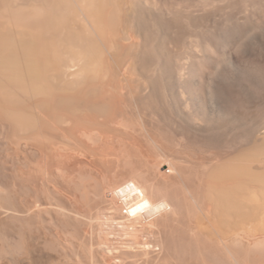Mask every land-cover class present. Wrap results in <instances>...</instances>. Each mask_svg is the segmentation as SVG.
Instances as JSON below:
<instances>
[{"label":"bare ground","instance_id":"1","mask_svg":"<svg viewBox=\"0 0 264 264\" xmlns=\"http://www.w3.org/2000/svg\"><path fill=\"white\" fill-rule=\"evenodd\" d=\"M262 43L264 0H0V264H264V116L218 89ZM163 109L249 146L200 162Z\"/></svg>","mask_w":264,"mask_h":264},{"label":"rangeland","instance_id":"2","mask_svg":"<svg viewBox=\"0 0 264 264\" xmlns=\"http://www.w3.org/2000/svg\"><path fill=\"white\" fill-rule=\"evenodd\" d=\"M146 16H149L148 14H146ZM150 17V16H149ZM169 43H166V49L167 48H169L170 46L168 45ZM263 45H264V43H262ZM262 45V46H263ZM172 46H174V45H172L171 44V48H172ZM264 47V46H263ZM262 47V48H263ZM251 49V48H250ZM250 49H248V52H246V55L247 56H245V58L246 57H248L249 56V53H251L252 51H254V50H252L251 52H250ZM169 50H170V48H169ZM254 52H256V53H258V54H256V53H254ZM253 53H251V55L249 56V58L248 59H244V57H243V55H240L241 57L240 58H242L244 61H247L248 62V64H249V62L250 61H252L253 63H257L258 64V66L260 67V69L262 70V71H264L263 69H262V66L261 65H264V50L262 49V54H259V52L258 51H254ZM242 54H244L245 55V53H242ZM252 54H254V55H252ZM27 61V60H26ZM39 61V60H38ZM255 61V62H254ZM29 62V61H28ZM28 62H26V63H28ZM31 62V61H30ZM35 61H33V62H31V63H34ZM35 63H37V61L35 62ZM34 63V64H35ZM39 63V62H38ZM256 64V65H257ZM251 65V64H250ZM253 65V64H252ZM253 66H255V65H253ZM27 67H25V69H26ZM29 68V67H28ZM27 68V69H28ZM256 68H257V66H256ZM263 68H264V66H263ZM31 69V68H30ZM35 69V68H34ZM34 69H31V70H29L30 72L33 70L34 71ZM259 68L257 69L258 71L257 72H260L261 70H260ZM39 71H40V69H38ZM35 71H37V69H35ZM26 72V71H25ZM261 73V75L263 74V72H260ZM251 76V77H250ZM263 76H264V74H263ZM262 76V77H263ZM255 78H260L259 79V81H260V84H259V81H258V79L254 82V79L255 78H253V75H248V76H246L245 78H242L241 80H238V82L236 83V81H237V79L236 80H233L232 82L234 83V81H235V83L234 84H232V82L230 83V84H228L227 86L225 85V83L227 82V83H229L231 80H229V81H224V82H222V83H220L219 85H222V87H218V89L219 88H221V91H220V89H219V91H220V93L222 94V95H224V97L226 98V99H222L223 101H225V102H227V103H224L225 105H227V108H229V109H235V111L236 112H239V114H241L242 116H246L247 118H249V119H252V120H254V119H257V118H259V117H261V116H264V77L262 78L261 76L260 77H256V76H254ZM251 78V79H250ZM253 78V79H252ZM249 80V81H248ZM251 80V81H250ZM249 83H248V82ZM252 81H253V83H252ZM248 84H247V83ZM251 82V83H250ZM255 83V84H254ZM256 83H258V85L256 84ZM245 84H247V85H245ZM250 84H254V86L253 85H250ZM230 85V86H229ZM233 85V86H232ZM235 85V86H234ZM250 85V86H249ZM239 86V87H238ZM248 86V87H247ZM241 87V88H240ZM247 87V88H246ZM251 87H254V88H252L251 89ZM250 88V89H249ZM223 90V91H222ZM252 90V91H251ZM160 94H161V92H159ZM262 93V94H261ZM157 94H158V91H157ZM222 95H220V97H222ZM227 96H228V99H227ZM223 97V98H224ZM158 100V99H157ZM165 103V102H164ZM162 104V103H161ZM166 108V107H165ZM169 108L167 107V110H168ZM165 112H166V109H165ZM166 113H168L167 115H166ZM166 113H164V109H163V115H165V117H163L164 119H166V120H163L162 119V121H163V123L161 124L160 122V125L161 126H163L162 128H163V130H167L165 133H167L168 131L170 132H168L169 133V135H168V133L166 134V137L167 138H173L174 136L172 135V134H174L175 135V137L173 138L174 139V141L175 140H178V141H182V142H184L185 144H184V146L186 147H188L189 148V150L187 149V147L185 148V147H183V148H185V149H187L186 151L188 152V154H190V153H193V157L194 158H197L198 159V161H204V162H210L211 160L210 159H212V161H213V159L215 160V158H229V157H234V155L236 156V155H238L240 152H242L243 150H245V149H243V148H245V147H247V146H249V144H247L248 142H247V134L244 132V127H242L241 129H239L240 127H233V126H231L232 127V129L233 130H235V131H233V133L235 132L236 134H234L233 135V133H231L232 131H231V129H230V126H222V127H224V128H227V127H229V131L228 130H225L224 128L222 129V127H217V129L215 128V127H208V130L209 131H207V128H202V129H200V130H197L198 132H194L193 130H191V129H189V126L186 124V123H182V122H177V126L175 125V121H179V119H176L175 118V114H174V112L172 111L171 112V110H169L168 112H166ZM170 115V116H169ZM174 117H173V116ZM170 117V118H169ZM169 121V122H168ZM180 123V124H179ZM183 124H184V126H186L185 128L183 127ZM176 127V128H175ZM181 129H180V128ZM166 128V129H165ZM179 128V129H178ZM188 128V129H187ZM212 128V129H211ZM219 128V129H218ZM238 128V129H237ZM214 129V130H213ZM220 129H221V131H220ZM243 129V131H241ZM189 130L191 131V132H189ZM203 130V131H202ZM219 131L218 132V134L216 133H214L215 131ZM239 130H240V132H239ZM264 130V128H258V133L256 134V135H261L260 134V132L261 131H263ZM11 131V130H10ZM16 131V130H15ZM213 131V132H212ZM216 131V132H217ZM227 131V132H226ZM14 132V131H13ZM12 132V133H13ZM23 132V131H22ZM21 131H19L18 132V130L16 131V133H15V135H24L25 134V131L22 133ZM173 132V133H172ZM202 132V133H201ZM210 132H212L213 134L211 135V133ZM226 132V133H225ZM239 134H238V133ZM19 133V134H18ZM21 133V134H20ZM232 135H231V134ZM1 134H3V133H1L0 132V137H3V135H1ZM5 134V133H4ZM11 134V133H10ZM188 134H190V135H188ZM226 134H230L229 135V137H228V135L226 136ZM239 135V137H240V135H242L241 136V138H238L236 135ZM9 135V132H7L6 134H5V136H8ZM219 135V136H218ZM252 135H255V134H252ZM9 136H14V135H9ZM179 136V137H178ZM201 136H203V137H200ZM218 136V137H217ZM183 137V138H182ZM205 137V138H204ZM214 137V138H213ZM244 137L246 138V139H244ZM184 140H182V139ZM211 138V139H210ZM221 138V139H220ZM194 139V140H193ZM209 139V140H208ZM239 139V141L237 142V140ZM172 140V139H171ZM220 140V141H219ZM226 140H228L227 142H225ZM241 140H243V141H241ZM210 141H211V143H210ZM213 141V142H212ZM233 141V142H232ZM245 141V142H244ZM139 142L140 143H143L144 141H143V139L142 138H140V140H139ZM191 142H193L192 143V145H191ZM219 142V143H218ZM224 142H225V144H224ZM229 142V143H228ZM230 142H232V143H230ZM145 143V142H144ZM212 143H213V145L214 146H212ZM217 143V144H216ZM223 143V144H222ZM227 143V144H226ZM234 143V144H233ZM237 143H239V144H237ZM245 143H246V145H245ZM200 144V145H199ZM201 144H203V145H201ZM207 144L209 145V146H207ZM216 144V145H215ZM229 144V145H228ZM143 146H145L144 144H142ZM172 145V144H171ZM199 145V146H198ZM205 145H206V147H205ZM211 145V146H210ZM243 145V146H242ZM5 148L4 147V144H2V143H0V183L2 182V184H4L5 186L7 185V187L10 185V187L9 188H11L12 189V185H11V183L12 182H14V176H13V172L14 171H16L15 169H17V168H21L22 166L21 165H18L19 163L21 164V162H19L18 163V161L17 160H13L12 159V161H10V162H12V163H10V162H8V157H7V159H5V157H6V154H7V152H6V154H5V150H6V148L4 149V152H2L3 151V148ZM169 147H171V149L170 150H175L176 149V146H169ZM221 147V148H220ZM191 148V149H190ZM201 148V149H200ZM248 148V147H247ZM2 149V150H1ZM13 149V150H12ZM25 149V148H24ZM203 149H204V151H203ZM215 149V150H214ZM11 151H12V155L14 156L13 158L15 159V156H17V155H19L20 156V159H18V158H16V159H18L19 161L20 160H22L23 159V154H25V151H24V153L23 154H17V152H15L14 150V148H11L10 149ZM199 150V151H198ZM210 150H211V152H210ZM239 150V151H238ZM208 151V152H207ZM215 151V152H214ZM218 151H220V152H218ZM226 153H225V152ZM8 152H9V150H8ZM216 152H217V156H216ZM222 152V153H221ZM228 152V153H227ZM16 153V154H15ZM199 153H200V155H199ZM202 153V154H201ZM223 153H225V154H223ZM198 154V155H197ZM215 154V157H213V156H211V155H214ZM230 154V155H229ZM5 155V156H4ZM21 155L23 156V157H21ZM114 155V154H113ZM191 155V154H190ZM205 155H207V156H205ZM226 155V156H225ZM228 155V156H227ZM196 156V157H195ZM198 156V157H197ZM200 156H203V157H200ZM208 156H210V157H208ZM204 158H206V159H204ZM86 159V160H85ZM87 159L89 160V158H84L83 159V161L84 162H86L87 164L89 163L88 161H87ZM204 159V160H203ZM10 160V159H9ZM6 162V163H2V162ZM22 161H24V160H22ZM200 161V162H201ZM211 161V162H212ZM16 162H17V164H16ZM211 162H210V164H211ZM213 163V162H212ZM9 166H8V165ZM5 165H7L8 166V168H7V166H5ZM10 166H12V167H10ZM13 168V169H12ZM165 168H167V167H165ZM78 169V168H77ZM76 169V170H77ZM3 170V171H2ZM5 170V171H4ZM13 170V171H12ZM2 172V173H1ZM12 173V174H11ZM3 176V177H2ZM13 178H12V177ZM4 178V179H3ZM3 179V180H2ZM5 180V181H4ZM12 181V182H11ZM9 182V183H8ZM61 185V184H60ZM14 191V190H13ZM18 195H19V193H18ZM16 201V200H15ZM17 202V201H16ZM3 211V210H2ZM0 218H2L1 216L2 215H4L3 216V218L2 219H4L3 221L0 219V225L2 224V226L4 225L7 229V231H6V234L5 235H8V234H10L11 236H12V239L9 237V235L7 236V237H9V239H11L12 241L14 240L15 241V239L17 240V235L16 234H14L15 232L16 233H21V232H17L16 231V229H19L20 230V228H17V227H19L20 225H18V224H16L17 222L14 220V222H16L15 224L16 225H14L13 226V222H11L12 220H9L10 218H7L6 217V214H4V211H3V214H2V212H1V210H0ZM8 219V221L7 220H5V219ZM10 221V222H9ZM9 223V224H8ZM12 225H11V224ZM1 226V227H2ZM4 226H3V229H4ZM13 226V227H12ZM1 227H0V229H1ZM16 229H15V228ZM10 230V231H9ZM14 230V231H13ZM23 230H24V232H23ZM22 230V232L23 233H25V229H23ZM11 231H13L14 233H11ZM0 232H2V230L0 231ZM10 232V233H9ZM3 233H5L4 231H3ZM8 233V234H7ZM16 235V236H15ZM25 235V234H24ZM19 238V237H18ZM1 244V243H0ZM7 262V261H6ZM5 262V263H6ZM4 263V264H5ZM6 264H9V262H7Z\"/></svg>","mask_w":264,"mask_h":264},{"label":"snow or ice","instance_id":"3","mask_svg":"<svg viewBox=\"0 0 264 264\" xmlns=\"http://www.w3.org/2000/svg\"><path fill=\"white\" fill-rule=\"evenodd\" d=\"M139 211V209H137V212ZM136 213L134 212L133 215H135Z\"/></svg>","mask_w":264,"mask_h":264}]
</instances>
